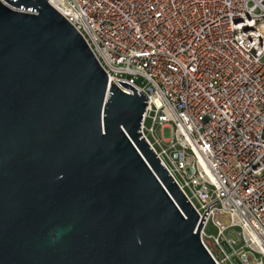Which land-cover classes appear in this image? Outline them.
Here are the masks:
<instances>
[{"label":"water","instance_id":"1","mask_svg":"<svg viewBox=\"0 0 264 264\" xmlns=\"http://www.w3.org/2000/svg\"><path fill=\"white\" fill-rule=\"evenodd\" d=\"M4 2L0 264H217L201 231L218 201L201 220L143 137L147 96L109 84L47 0Z\"/></svg>","mask_w":264,"mask_h":264},{"label":"built area","instance_id":"2","mask_svg":"<svg viewBox=\"0 0 264 264\" xmlns=\"http://www.w3.org/2000/svg\"><path fill=\"white\" fill-rule=\"evenodd\" d=\"M47 1L109 84L147 96L142 135L201 220L218 201L201 231L217 264H264V0Z\"/></svg>","mask_w":264,"mask_h":264},{"label":"rangeland","instance_id":"3","mask_svg":"<svg viewBox=\"0 0 264 264\" xmlns=\"http://www.w3.org/2000/svg\"><path fill=\"white\" fill-rule=\"evenodd\" d=\"M151 127H152V121L151 120H147L146 128H147L148 137L150 138L151 141H154L152 135L149 133V129ZM164 135H165V132H164L163 128L157 126L155 128V137L158 138V139H160V140H162V138L164 137ZM233 230L237 231L238 229L237 228H233ZM206 232L209 235H213V236H217L218 235L219 229L216 226L215 221H214L213 218L209 221V223H208V225L206 227ZM233 234H235V232H233ZM210 248H211V246H210ZM213 252H214L215 255H217V253L215 251H213Z\"/></svg>","mask_w":264,"mask_h":264}]
</instances>
